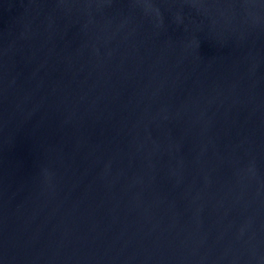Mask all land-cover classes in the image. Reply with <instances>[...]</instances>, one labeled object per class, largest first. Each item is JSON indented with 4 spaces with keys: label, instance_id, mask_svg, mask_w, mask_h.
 Returning a JSON list of instances; mask_svg holds the SVG:
<instances>
[{
    "label": "water",
    "instance_id": "1",
    "mask_svg": "<svg viewBox=\"0 0 264 264\" xmlns=\"http://www.w3.org/2000/svg\"><path fill=\"white\" fill-rule=\"evenodd\" d=\"M0 264H264V0H0Z\"/></svg>",
    "mask_w": 264,
    "mask_h": 264
}]
</instances>
